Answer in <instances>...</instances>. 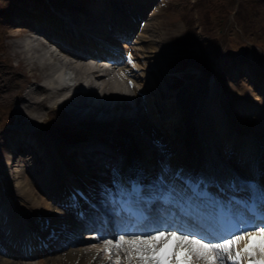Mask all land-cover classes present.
Listing matches in <instances>:
<instances>
[{"label":"bare ground","instance_id":"obj_1","mask_svg":"<svg viewBox=\"0 0 264 264\" xmlns=\"http://www.w3.org/2000/svg\"><path fill=\"white\" fill-rule=\"evenodd\" d=\"M126 1L130 5L131 0ZM112 5H106L107 11L113 16L111 19H117L116 16L120 18V14L113 15L115 7ZM130 9H135V7L128 6L126 10ZM127 20L133 32L136 28L140 29L136 42L147 37L149 46L147 50L135 44L126 47L127 44L120 37H108L107 34L104 36L98 33L93 36L88 35L90 41L87 39L83 45L75 44L76 48H73L65 39L62 40L61 36L59 38L55 32L52 34L46 27L32 25L28 27L31 30L35 29L33 32L14 42L16 51L29 54V57L23 56V58L30 60L35 56L40 58L38 62L35 60L37 63L35 68L42 69L44 76L41 77H44V83L34 84L35 89H33L34 86L27 89V103H22L25 104L27 117H30L31 124L29 126L15 125L12 128L0 127L2 171L4 176L8 177V183L11 177L15 182L14 187L8 184V190L0 186V227L4 230L0 234V244L7 246L5 253L0 254V264H46L45 260H35L36 256L42 252L39 249L31 250L30 254H24L28 252H21L17 248L13 251L12 248L9 249V241L6 238L9 240L21 238L25 241L26 248H34L35 244L46 245L49 239H44V237L52 238L51 235L56 230L62 229L61 231L67 232L73 228L77 229L74 210L82 213L81 218L86 220L81 219L80 222H83L81 227L96 229V233L92 231L88 234L93 240L101 239L98 222L105 224L109 223L112 218L118 217L117 229L112 232L105 230L104 233V235H114L123 226V216L117 214L116 206L111 202L117 188H107L109 184L105 181L113 179L116 181L117 167H121L120 160L124 158L130 161L125 160L127 164L123 169L126 171L133 169L132 162L134 161L145 165L129 172L124 177L127 178L126 180H139L144 186L150 183V180L147 181L145 177L151 171L148 168H152V172L157 170V175H160L162 166L167 165L169 169L178 166L180 173L192 177L193 169L188 171L183 168L185 165H181L183 164L182 159L190 155V159L201 165L205 164L217 174L224 177L226 174L231 175L233 179L244 178L264 188V181L259 172L264 173V133L256 135L251 132L250 135L241 137L242 134L230 126L215 103L202 106L203 110L198 113L196 120H193L189 130L187 126L193 114L187 111L188 116H186L184 113L186 108L183 105L186 102L190 103L192 98L185 99L187 101L180 99L176 104H172L164 92L165 96L155 95L145 104L144 91H152V87H156L159 80L158 74H168L167 63L163 59V45H161L159 36H156L151 20L141 22L134 15H130ZM107 26L114 27L111 24ZM38 35H43L47 39L39 40ZM113 46L126 49L115 51ZM59 51H67L71 56H64ZM129 54L131 62L128 59ZM121 58L124 60L120 61ZM155 68L159 70L156 71ZM143 77L149 85L148 89L145 83L140 82V78ZM129 81L133 84H129ZM52 104L64 107L73 121L84 120L96 125L101 131L88 130L87 136L84 137L86 143L81 144L74 151L69 149V146L62 142L56 133L45 129L39 122L44 114L49 113L48 108ZM146 105L149 106V111ZM154 112L158 114V120L163 121L168 127L166 139L153 126L151 113ZM21 138L26 140L21 147L23 154L19 159L18 168L12 171V154L7 153V150L16 142L20 144ZM149 138L152 142L148 141ZM8 141H11L10 146ZM109 148H116V151ZM17 149L12 148V153L17 154L19 152ZM30 149L36 152L32 153L34 156L25 154V151ZM83 149L85 155L87 154L91 160L97 157H110L109 160L113 163L109 161L112 164H108L109 162L107 163L103 158L101 162L99 159L98 162L93 161L94 164L86 167L82 159L77 160V154L83 153L81 152ZM156 149L162 151L160 159L156 158ZM170 152H172L171 156H169ZM30 158H33L32 162ZM41 160L45 162L42 163ZM32 163H35L34 165L38 168L34 172L30 169ZM27 165L28 170L25 169ZM40 169H42V174L38 176L36 173ZM144 171L143 177H136ZM29 173H32L38 188L30 184ZM157 175L155 174L156 178ZM167 176L169 174L166 173L165 178H168ZM169 178L171 179L172 176L170 175ZM155 180L153 179L152 182ZM210 181L211 179H205L207 191L219 199L238 197L240 193L238 187L233 192H229L217 182L209 183ZM174 182L179 187H183L181 180L177 179ZM221 182L228 186V182L223 180ZM236 182H238L237 179ZM89 187L93 188V192L86 191ZM40 190H45V194L48 195L46 198L50 202L38 193ZM147 190L145 189L146 192ZM14 193L23 195L28 200L29 209L34 215L31 212L27 217L24 214L21 215L18 202L10 198ZM249 193L248 190V195ZM70 194L76 197L75 204L69 199ZM245 199H248V196ZM90 202L92 203L87 204ZM56 204L69 210L70 214H64ZM159 207V204H153L148 214L155 216ZM53 237L55 240L57 236L53 235ZM97 249L88 248L86 256L78 254L83 249L76 250L77 255L74 254L71 259L74 262L75 257H79L76 264H108L104 254L95 255ZM16 253L23 257H15Z\"/></svg>","mask_w":264,"mask_h":264},{"label":"rangeland","instance_id":"obj_2","mask_svg":"<svg viewBox=\"0 0 264 264\" xmlns=\"http://www.w3.org/2000/svg\"><path fill=\"white\" fill-rule=\"evenodd\" d=\"M126 2V0H0V127L29 126L30 117H27L24 106L28 100L27 91L34 84L44 83V77H41L44 76L42 69L39 68L40 71L35 68L36 61L38 62L40 58L35 56L31 60L25 59L23 56L29 57V54L15 50L14 42L35 30H31L28 25L46 27L52 34L55 32L59 38L61 36L65 39L73 48H76L75 44L83 45L89 39L88 35L98 33L104 36L107 34L108 37H120L127 44L126 47L135 44L147 50L149 47L147 37L136 42L140 29L136 28L133 32L128 24L127 18L134 15L141 22L151 20L156 36H159L163 45V59L168 69V74H158V84L152 87V91H146L147 93L144 91L145 104L151 97L164 95V92L172 104H176L180 99L192 98L190 103L186 102L183 105L186 108L184 112L186 116L187 111L193 114L187 126L189 130L193 120H196L198 113L203 110L202 106L215 103L230 126L242 134L241 137L250 135L251 132L256 135L264 133V0H131L130 5ZM108 4H113L115 7L113 15L120 14V18L116 16L117 19H111L113 16L107 11ZM128 6L135 9L127 11ZM109 24L115 28L107 26ZM37 37L39 40L47 39L43 35ZM113 49L124 51L126 48L113 46ZM59 52L64 56H71L67 51ZM120 53L119 51V56ZM154 70L158 71L159 68ZM140 82L145 83L148 89L146 78H140ZM35 88L36 85L33 89ZM56 104L48 108L49 113L44 114L39 122L45 129L56 133L69 149L74 151L78 143L85 144L83 138L87 136L88 130L101 131L96 125L84 120L73 121L64 107ZM146 106L149 111V106ZM151 117L157 132L166 139L168 127L163 121L158 120L156 112L151 113ZM25 141L21 138L20 144L16 142L13 147H8L7 153L12 154V171H16L19 166V159L23 154L21 147ZM148 141L152 142L150 138ZM10 143L11 141H8L9 146ZM257 143L260 144L258 141ZM12 148L13 150L18 148L19 152L12 153ZM35 150L38 151L36 147ZM33 151L34 149L26 150L25 154L34 156L32 153L36 152ZM155 153L157 159L162 157V151L156 149ZM86 156L89 158L87 154ZM103 158L107 163L111 161L108 160L110 157L85 160L86 157L83 156L84 165L89 167L94 164L93 161L98 162L100 159L101 162ZM32 159L30 158V162ZM44 162L42 160V163ZM25 167L28 170V165ZM2 168L3 165L0 163L1 187L8 190V184L14 187L15 182L11 177V183H8V177L4 176ZM156 172L157 170L152 173L157 175ZM31 174H28L30 184L38 188ZM261 177L264 181V173ZM38 193L45 198L48 197L45 190ZM10 198L18 202L21 215L24 214L26 217L30 215L32 210L29 209V202L23 195L14 193ZM56 206L64 214H70L67 209L58 204ZM74 218L77 229L60 231L56 242L54 239L48 240L47 244L50 245L36 256V261L45 260L46 264H76L79 257L76 256L74 262L71 258L74 254L77 255L79 249L83 250L78 254L86 256L88 248L100 250L104 239L114 238V235L109 234L102 237L100 235L101 239L93 240L88 234L97 231L90 227H81L83 224L80 222L81 219ZM8 246L16 249L12 247L11 242ZM72 250L74 251L68 254ZM0 254L4 253L1 251ZM97 254L98 251L95 255ZM99 254L102 255L103 252ZM14 256L23 257L18 253Z\"/></svg>","mask_w":264,"mask_h":264},{"label":"snow or ice","instance_id":"obj_3","mask_svg":"<svg viewBox=\"0 0 264 264\" xmlns=\"http://www.w3.org/2000/svg\"><path fill=\"white\" fill-rule=\"evenodd\" d=\"M170 171L162 166L147 192L139 180L119 188V199L111 202L123 226L98 250L108 264H264V188L241 181L248 199H219L203 179L179 172L166 179ZM228 186L236 190V180ZM153 204L160 207L150 216Z\"/></svg>","mask_w":264,"mask_h":264}]
</instances>
